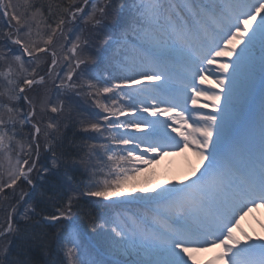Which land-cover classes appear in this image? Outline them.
Returning <instances> with one entry per match:
<instances>
[{
	"label": "snow or ice",
	"instance_id": "6c2138e0",
	"mask_svg": "<svg viewBox=\"0 0 264 264\" xmlns=\"http://www.w3.org/2000/svg\"><path fill=\"white\" fill-rule=\"evenodd\" d=\"M0 20V264H194L216 246L222 264H264V236L234 234L264 204V0H0ZM257 68L258 135L237 89ZM182 146L190 176L129 183Z\"/></svg>",
	"mask_w": 264,
	"mask_h": 264
},
{
	"label": "rangeland",
	"instance_id": "374dc122",
	"mask_svg": "<svg viewBox=\"0 0 264 264\" xmlns=\"http://www.w3.org/2000/svg\"><path fill=\"white\" fill-rule=\"evenodd\" d=\"M240 86L242 87V88H244V89H246V87H245V85H244V83H240ZM43 140V136H41V141ZM41 144H42V142H41ZM154 164H158L157 166H158V168L157 169H159V168H161L162 169V166H164V167H166L167 168V166L166 165H162L161 163H159V162H155ZM160 169V170H161ZM163 170V169H162ZM169 172L171 171V174H173L174 175V173H176L177 171H178V167L176 166V165H174V166H172V168H170L169 170H168ZM147 174V171H145V175ZM169 174V173H168ZM168 174H166V173H163L162 171H161V173H160V176H159V179L162 181V182H165V181H170V179H172V177H173V175H168ZM142 178V175H140L139 176V179H141ZM153 180H156V176L155 175H153V178H152ZM129 183L130 184H132V185H134V182L133 181H129ZM17 192H18V190H16ZM19 192H20V190H19ZM247 225H248V223H245V226H246V231H248V232H250L252 235H254L255 237H252V238H257L258 236L259 237H261V236H264V230H263V232H256V233H258V234H256L255 233V230H253V232H252V230H250L249 229V227H247ZM262 227V226H261ZM248 236H250L251 237V235H248ZM207 255V253H205V252H203V251H199V252H194L193 253V257H194V264H208L209 262H211L212 263V261H209L208 260V257L206 256Z\"/></svg>",
	"mask_w": 264,
	"mask_h": 264
},
{
	"label": "bare ground",
	"instance_id": "6f19581e",
	"mask_svg": "<svg viewBox=\"0 0 264 264\" xmlns=\"http://www.w3.org/2000/svg\"><path fill=\"white\" fill-rule=\"evenodd\" d=\"M260 222L262 223V226H263V227H259L258 231L261 233L260 230L264 229V217H262V218L260 219ZM242 230H243L244 232L247 233V231H246L243 227H242ZM249 235H251V237H255V236L252 235L250 232H249ZM209 249H210V248H209ZM206 250H207V249H206ZM212 250H213V252L215 253L216 250H217V248H216V247H212Z\"/></svg>",
	"mask_w": 264,
	"mask_h": 264
}]
</instances>
